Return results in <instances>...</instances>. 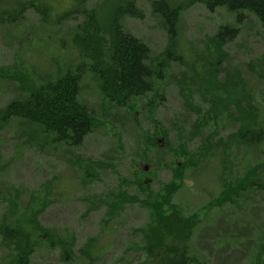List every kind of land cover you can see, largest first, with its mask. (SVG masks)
I'll return each mask as SVG.
<instances>
[{
	"label": "rangeland",
	"instance_id": "rangeland-1",
	"mask_svg": "<svg viewBox=\"0 0 264 264\" xmlns=\"http://www.w3.org/2000/svg\"><path fill=\"white\" fill-rule=\"evenodd\" d=\"M30 1L0 0V110L88 62L70 41L85 16H62L68 0H39L51 10L45 18ZM134 1L144 18L128 17L123 28L161 70L153 91L116 106L86 69L80 101L95 125L80 147L52 143L21 119L0 120V225L32 209L55 235L30 264H155L146 251L156 213L149 202L164 198L165 213L175 207L196 224L185 242L190 264H264V188H249L251 179L223 201L228 183L256 172L264 181V139H232L244 124L264 130V26L253 13L237 24L225 7L197 3L171 39L154 0ZM225 27L238 33L220 47ZM7 256L0 233V264Z\"/></svg>",
	"mask_w": 264,
	"mask_h": 264
},
{
	"label": "trees",
	"instance_id": "trees-1",
	"mask_svg": "<svg viewBox=\"0 0 264 264\" xmlns=\"http://www.w3.org/2000/svg\"><path fill=\"white\" fill-rule=\"evenodd\" d=\"M33 1H30V5L48 18L50 8L43 6L39 0H36L37 4ZM86 2L65 1L62 13V16L67 13L85 16V21L70 38L72 46L88 60L79 66L81 72H69L33 87L27 95L0 110V120L21 119L37 126V131L52 143L80 147L95 125L92 113L80 101L86 69L97 77L102 93L116 106H126L133 98L153 91V81L160 77L161 70L150 65L152 52L149 47L123 28V22L128 17L143 19V11L134 0H104L91 10L85 8ZM197 3H202L211 12L225 7L236 14L237 24L244 20V12L253 13L264 26V0H186L174 6L168 0H154L151 5L155 13L164 18L170 38L174 39L180 15ZM58 16L61 17V14ZM237 33V27L222 28L217 36L219 46L226 44L227 36L232 39ZM252 120L257 122V118ZM255 130H259V133ZM232 139L244 145H258L264 139V130L259 125L244 124ZM207 146L213 147L210 144ZM198 162L199 157H192L189 164L196 167ZM251 179L255 182L249 188L253 185L264 188V181L259 179L258 173H249L245 179L227 184L223 201L230 202L232 196L247 191V181ZM163 200L153 199L149 202L156 212L153 216L157 227L153 224L151 231L146 234V251L155 264H190L185 242L196 224L175 207L170 208V214L165 213L162 209ZM37 217V213L28 209L26 216L11 220L8 216L1 222L2 245L8 251L7 260L2 264H30L45 240L52 243L55 235L39 227ZM159 230L170 235V244L164 241ZM154 234L156 236L153 237Z\"/></svg>",
	"mask_w": 264,
	"mask_h": 264
}]
</instances>
